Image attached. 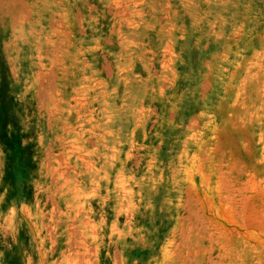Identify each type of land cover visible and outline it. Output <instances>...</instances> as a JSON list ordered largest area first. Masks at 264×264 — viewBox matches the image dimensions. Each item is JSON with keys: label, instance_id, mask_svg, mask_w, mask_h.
I'll return each instance as SVG.
<instances>
[{"label": "rangeland", "instance_id": "1", "mask_svg": "<svg viewBox=\"0 0 264 264\" xmlns=\"http://www.w3.org/2000/svg\"><path fill=\"white\" fill-rule=\"evenodd\" d=\"M0 264H264V0H0Z\"/></svg>", "mask_w": 264, "mask_h": 264}]
</instances>
